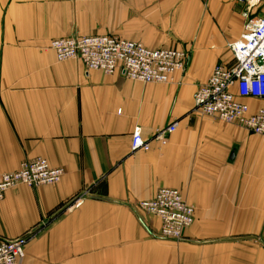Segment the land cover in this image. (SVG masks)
<instances>
[{"label": "crops", "instance_id": "obj_1", "mask_svg": "<svg viewBox=\"0 0 264 264\" xmlns=\"http://www.w3.org/2000/svg\"><path fill=\"white\" fill-rule=\"evenodd\" d=\"M244 10L237 0H0V178L35 158L63 171L0 201V242L32 235L22 264H264V136L193 102L217 64H232ZM91 36L184 50L185 72L141 84L86 74L49 49ZM136 127L146 151L130 150ZM159 188L194 208L181 242L154 237L157 220L137 209Z\"/></svg>", "mask_w": 264, "mask_h": 264}, {"label": "built area", "instance_id": "obj_2", "mask_svg": "<svg viewBox=\"0 0 264 264\" xmlns=\"http://www.w3.org/2000/svg\"><path fill=\"white\" fill-rule=\"evenodd\" d=\"M264 2V0H262ZM253 0H237L244 5V22L238 39L228 45L232 64H217L205 84L197 87L194 111L226 124H235L251 134L264 136V108L251 112L244 100L264 99V16L252 18L249 8ZM256 0L255 4H258ZM49 49L58 62L77 60L86 74L99 71L111 76L121 74L125 79L141 84H172L177 74H183L188 53L174 48L151 50L141 44L114 36L70 37L52 40ZM177 122L158 130L156 140L172 134ZM149 147L142 138L141 129L132 131L131 152L146 151ZM63 175L61 168H52L45 159L23 161L16 171L0 178V201L7 191L25 186L39 188L57 184ZM76 201L74 206L81 205ZM139 212L153 217L159 224L154 237L181 242L184 232L194 222V208L171 188H159L149 201L137 205ZM30 233L0 242V264H22Z\"/></svg>", "mask_w": 264, "mask_h": 264}, {"label": "rangeland", "instance_id": "obj_3", "mask_svg": "<svg viewBox=\"0 0 264 264\" xmlns=\"http://www.w3.org/2000/svg\"><path fill=\"white\" fill-rule=\"evenodd\" d=\"M255 2H256V0H253V2H252L253 6L251 8H249V10H248L249 15L252 18H255V17L261 18L264 16V2L262 0H259L258 4H255ZM243 20H245L244 17H243Z\"/></svg>", "mask_w": 264, "mask_h": 264}]
</instances>
